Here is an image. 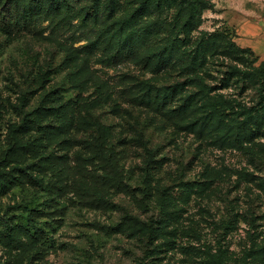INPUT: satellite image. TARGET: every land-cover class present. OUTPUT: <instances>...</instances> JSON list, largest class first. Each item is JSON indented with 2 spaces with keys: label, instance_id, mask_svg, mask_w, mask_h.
<instances>
[{
  "label": "rangeland",
  "instance_id": "374dc122",
  "mask_svg": "<svg viewBox=\"0 0 264 264\" xmlns=\"http://www.w3.org/2000/svg\"><path fill=\"white\" fill-rule=\"evenodd\" d=\"M136 2L109 19L0 32V220L32 210L38 231L0 241V264H264V137L219 145L195 117L138 100L180 84L167 107L177 110L201 83L234 111L250 108L256 91L232 75L247 69L216 51L196 73L182 61L156 71L164 40L144 50L150 63L109 48L113 21ZM262 19L264 0H204L187 48L217 34L242 48V22L264 32Z\"/></svg>",
  "mask_w": 264,
  "mask_h": 264
},
{
  "label": "trees",
  "instance_id": "16d2710c",
  "mask_svg": "<svg viewBox=\"0 0 264 264\" xmlns=\"http://www.w3.org/2000/svg\"><path fill=\"white\" fill-rule=\"evenodd\" d=\"M80 1L84 3L85 11L79 7ZM136 3L129 12L113 21L116 28L107 37L109 48L118 50L119 54L128 48L129 52L150 63V57L143 54L144 50L148 45L164 40L157 60H152L154 69H171L178 61H182L179 70L186 75L188 72L196 73L208 56L219 51L246 67L247 70L242 71L237 65L233 66L232 75L243 82V87L254 89L259 97L256 106H242L234 111L217 96H212L200 83L196 86V92L181 96L177 110L167 107L173 101L177 88L182 89V92L186 89L180 84L171 93L165 88L151 86L139 96V102L155 109L166 107V114L177 111L180 115L195 117L190 124L200 123L199 132L206 127L207 135L213 134L219 145L241 148L246 143L251 144L255 139L264 137V61L256 65L258 56L251 49L239 48L219 34L204 42L200 41L195 50L187 48L192 32L200 24L204 0H137ZM120 4L121 0H0V32L6 36L31 32L38 21H46L57 27L69 25L74 19H81L82 24H86L88 17L96 20L99 13L109 19L120 11ZM147 15L153 17L151 22L145 21ZM98 45L100 40L95 39L82 49L92 52ZM204 46L209 54H203ZM13 148H18L17 142H14ZM24 174L32 182L41 184L31 173ZM26 212L28 214L21 215L16 224L0 220V241L11 245L17 240V233L24 234L31 242L36 239L38 231L30 217L32 210Z\"/></svg>",
  "mask_w": 264,
  "mask_h": 264
},
{
  "label": "crops",
  "instance_id": "0c3cea01",
  "mask_svg": "<svg viewBox=\"0 0 264 264\" xmlns=\"http://www.w3.org/2000/svg\"><path fill=\"white\" fill-rule=\"evenodd\" d=\"M239 30L242 32V48L251 49L258 57L264 60V32L260 29L258 23L243 21Z\"/></svg>",
  "mask_w": 264,
  "mask_h": 264
}]
</instances>
